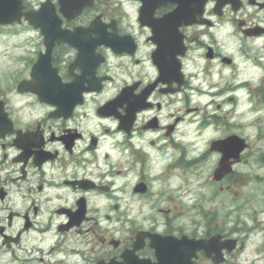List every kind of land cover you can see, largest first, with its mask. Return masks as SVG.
Segmentation results:
<instances>
[{
  "label": "flooded vegetation",
  "instance_id": "af4514ba",
  "mask_svg": "<svg viewBox=\"0 0 264 264\" xmlns=\"http://www.w3.org/2000/svg\"><path fill=\"white\" fill-rule=\"evenodd\" d=\"M12 1L0 264L17 250L32 257L20 264H264V199L237 189L252 159L243 130L264 122V79L248 75L264 60V0ZM231 136L247 148L216 180V141Z\"/></svg>",
  "mask_w": 264,
  "mask_h": 264
},
{
  "label": "rangeland",
  "instance_id": "374dc122",
  "mask_svg": "<svg viewBox=\"0 0 264 264\" xmlns=\"http://www.w3.org/2000/svg\"><path fill=\"white\" fill-rule=\"evenodd\" d=\"M261 44L257 43V46L259 47ZM261 52V51H260ZM262 52L264 53V47L262 49ZM259 56H263L264 59V54H261ZM259 61L258 67L253 69L252 71H248V75H255L257 82H259L260 79H264V60ZM247 95H242L241 96V104L239 107L240 111V120L249 122L250 120L254 119L253 116H249L248 114H244V112L248 111V104L245 102V97ZM256 117L257 114H256ZM244 132L249 133L250 135V147L247 150L246 155L249 154V158L251 157L247 163L241 165V178L246 179L248 183H244V185L237 187L239 191L241 192V196L244 197H252L257 201H262L264 199V122L260 123L259 119H256V125H253L252 128H247L243 130ZM194 176V175H192ZM208 191L209 188L206 187H201L199 191ZM230 196L227 194L225 197V201L228 204L225 207V216L230 215L231 217H234L237 212L233 211L234 204L232 198L228 197ZM231 196H233L231 194ZM228 197V199H227ZM256 202V201H255ZM225 206V203H224ZM249 213L248 209H242L241 210V216L245 217L246 214ZM264 217V215H262Z\"/></svg>",
  "mask_w": 264,
  "mask_h": 264
},
{
  "label": "water",
  "instance_id": "95a60500",
  "mask_svg": "<svg viewBox=\"0 0 264 264\" xmlns=\"http://www.w3.org/2000/svg\"><path fill=\"white\" fill-rule=\"evenodd\" d=\"M12 4V0H0V22H9L14 18H19V11L5 9V7H10ZM24 14L27 15V13ZM216 145L218 150L221 151L222 157L217 169L215 170L214 178L220 179L230 170V162L228 161L229 158L237 159L240 152L246 147V144H244V139H239L233 136L216 141Z\"/></svg>",
  "mask_w": 264,
  "mask_h": 264
},
{
  "label": "clouds",
  "instance_id": "9594fccd",
  "mask_svg": "<svg viewBox=\"0 0 264 264\" xmlns=\"http://www.w3.org/2000/svg\"><path fill=\"white\" fill-rule=\"evenodd\" d=\"M249 11H253V9H249ZM35 34L32 32H25L19 36H14L12 38L13 42H23L25 41L26 37L34 36ZM11 98V106H14L16 111V117L21 121V123L27 122V117L23 114V111L19 109V105L16 104V101L19 100L20 104L24 103V99L18 97L15 95V93H10ZM27 99L33 100V97H28ZM261 113H257V115H260ZM215 159V158H213ZM17 200V197L13 196L12 199L9 201L10 204H12L13 207H19L18 203H14V201ZM6 213H0V215H5ZM201 231H203V228H201ZM6 257L9 259L10 264H20V260L23 261H30L32 259L31 255H29L27 252L23 250H17L15 253L9 251L5 253ZM13 255H16L19 259L13 260ZM74 259L79 260V264H87L86 258L81 257H74ZM217 264H220V260H217Z\"/></svg>",
  "mask_w": 264,
  "mask_h": 264
}]
</instances>
